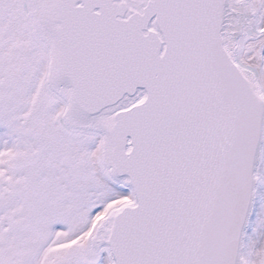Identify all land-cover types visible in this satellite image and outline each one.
Instances as JSON below:
<instances>
[{
	"label": "snow or ice",
	"instance_id": "6c2138e0",
	"mask_svg": "<svg viewBox=\"0 0 264 264\" xmlns=\"http://www.w3.org/2000/svg\"><path fill=\"white\" fill-rule=\"evenodd\" d=\"M0 264H264V0H0Z\"/></svg>",
	"mask_w": 264,
	"mask_h": 264
}]
</instances>
